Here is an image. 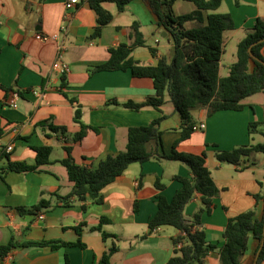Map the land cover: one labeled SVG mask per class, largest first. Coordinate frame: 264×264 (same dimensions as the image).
I'll list each match as a JSON object with an SVG mask.
<instances>
[{"label":"crops","instance_id":"crops-1","mask_svg":"<svg viewBox=\"0 0 264 264\" xmlns=\"http://www.w3.org/2000/svg\"><path fill=\"white\" fill-rule=\"evenodd\" d=\"M67 1L0 0V117L5 127V135L0 139V170L7 164V159L1 157L3 151L10 154L12 161L34 164L36 152L30 147L53 148L51 162L41 171H12L4 179L0 176V246L11 241L77 242L79 238L85 246L17 247L0 264H96L113 246L118 250L111 264H166L174 255L173 239L181 232L171 226L153 232L149 221L158 212L157 195L171 201L182 188L173 177L191 176L189 168L179 161L162 159L131 164L122 176L102 190L101 204L74 200L71 206L59 205L38 215H22L18 211L19 207L35 206L42 197L50 199V193L65 196L71 192L67 170L60 162L69 156L66 147L71 148L70 155L77 164L96 168L108 155H117L126 148L131 127L146 126L163 115L167 117L161 123L163 151L170 154L178 143L180 152L198 155L205 152L207 166L219 188L212 212H204L201 225L195 229H203L209 243L221 246L231 218L249 210L261 218L264 201L257 202L255 196L264 194V153H254L236 166L219 162L215 154L252 142H255L252 145L262 143L256 142L253 134L264 138V131L257 127L250 134L249 126L255 122L264 126V92L246 98L247 106L242 111H221L209 116L207 108L192 110L193 122H204L206 128L181 141L183 122L168 101V95L162 111L152 107L134 111L108 105L112 100L121 104L145 101L155 94L153 79L134 77L130 71H97L98 65L109 60L110 48L133 42L130 27L135 21L141 23L147 45L133 50L137 61L157 65L163 55L173 58L169 33L157 26L148 5L134 0L124 12H119L114 3H105L114 20L99 38L93 39L97 15L89 0H79L70 13L65 9ZM224 6L226 11L220 13H230L235 21V29L224 33V43L225 34L231 33L232 38L240 39L238 47L257 20L264 18V0H240L239 5L235 0H224L220 8ZM195 10L192 2L176 0L173 4L177 16ZM186 26L192 28L195 23ZM39 34L48 38L39 40ZM56 34L58 39L51 38ZM61 43L64 45L61 61L70 68L65 76L53 68ZM150 47L157 49V57ZM64 93L77 99L83 123L94 128L78 142L73 141L80 130L74 121L76 105ZM259 94L263 99L256 103L253 100ZM14 97L17 107L9 105ZM43 122L47 124L42 126ZM50 125L66 127L67 131L54 132ZM8 147L13 150L6 152ZM157 179L165 184L164 190L156 188ZM202 207L201 198L196 196L187 204L185 217L192 221ZM103 217L110 223L102 231L95 230ZM81 224L85 226L79 237L75 227ZM103 232L113 236L104 239ZM251 239L241 264H254L257 258V242ZM203 264H220L218 251L210 252Z\"/></svg>","mask_w":264,"mask_h":264},{"label":"trees","instance_id":"trees-1","mask_svg":"<svg viewBox=\"0 0 264 264\" xmlns=\"http://www.w3.org/2000/svg\"><path fill=\"white\" fill-rule=\"evenodd\" d=\"M134 0H89L90 7L97 15V25L91 38H99L103 29L114 20L113 13L105 7V3H114L119 12H124ZM156 18L159 28L169 33L174 46V56L165 55L158 59L157 65H145L133 57V50L145 47L146 41L141 32V23L135 21L130 29L133 37L131 44H120L109 49V60L97 66V71H130L134 77H147L154 81L155 94L145 101L137 103L128 101L121 104L112 100L108 105L123 106L124 108L139 111L152 107L162 111L167 103V95L183 122V136L181 141L187 140L194 132L192 110L207 108L211 116L221 111H242L247 106L244 100L248 97L264 92V18H259L245 38L238 44L236 62L230 67L229 74L220 76L221 61L224 53V33L235 29V21L230 13L218 12L224 0H184L192 2L196 10L189 14L175 15L173 4L176 0H142ZM240 4V0H235ZM194 22L195 26L188 28L187 23ZM153 56L158 51L150 47ZM251 50V52H250ZM72 103L77 104L76 98L64 93ZM167 117L163 115L154 119L146 126L131 127L128 130L126 148L117 155H108L96 168H87L75 162L70 155L71 148L66 147L69 156L61 160L67 170L69 181L72 184L71 192L65 196L57 192L50 193L51 198L42 199L33 207H19L22 214L38 215L43 210L59 205L71 206L74 200L86 203H103L102 190L122 176L128 167L134 163L143 164L150 160L168 159L179 161L186 165L191 173L189 177L176 175L174 180L182 184V188L169 201L164 195H157L158 212L150 219L151 231L158 227L171 226L180 230V234L173 239L174 255L166 264H203L210 252L218 251L220 264H241L242 258L249 250V241L252 237L257 242V258L254 264H264V215L256 217L254 210H249L231 218L224 230V243L221 246L209 243L201 225L204 212L211 213L214 199L219 195L211 171L207 166V154H192L180 152L175 144L173 151L166 154L163 151L161 123ZM74 121L80 130L74 135L73 141H81L93 127L82 121V110L76 105ZM47 122L41 123L45 125ZM260 123H250L249 132L254 133ZM54 132L65 134L66 127L53 126ZM5 135V127L0 117V139ZM36 152L34 164L26 161H12L10 154L1 153L7 159V164L0 170L4 179L7 172H37L51 162L53 148L49 145L30 147ZM254 153H264V141L256 145H245L228 151H217L215 156L219 162L239 165L244 158ZM262 184V183H261ZM159 191L164 190L165 184L157 179L155 183ZM196 196L201 198L203 207L189 221L185 217L187 204ZM257 202L264 201V194L255 196ZM53 199L55 200L53 202ZM86 208L85 206L83 207ZM139 204L136 203L135 210ZM110 223L106 217L101 218L95 230L102 231L105 224ZM83 226L75 227L79 237ZM113 235L103 232L104 239ZM66 246L85 245L81 239L77 242L51 241H11L8 245L0 246V260L10 255L17 247H50L58 249ZM116 246L108 249L96 264H111L113 255L117 252Z\"/></svg>","mask_w":264,"mask_h":264},{"label":"rangeland","instance_id":"rangeland-1","mask_svg":"<svg viewBox=\"0 0 264 264\" xmlns=\"http://www.w3.org/2000/svg\"><path fill=\"white\" fill-rule=\"evenodd\" d=\"M226 8H220L218 12H225ZM240 39L237 37L232 38L231 33L225 34V47H224V53L222 57V66L220 75L226 76L228 74L229 66H232L236 62V52H237V42H239ZM174 52V50H172ZM263 99L262 94H259L256 96V98L253 100L256 103H260ZM259 128L264 131V126L260 125ZM253 137L256 138V142H263L264 138L260 136V134L254 133ZM252 144H255V142H252ZM254 241V239H251Z\"/></svg>","mask_w":264,"mask_h":264},{"label":"built area","instance_id":"built-area-1","mask_svg":"<svg viewBox=\"0 0 264 264\" xmlns=\"http://www.w3.org/2000/svg\"><path fill=\"white\" fill-rule=\"evenodd\" d=\"M78 3H79V0H69V1H67L65 3V9H66L67 13H70L75 8V6ZM64 30H66V29H64ZM37 38L39 40H46L48 37L39 34V35H37ZM51 38L58 39L59 36L56 34V35H53ZM63 49H64V45H63V43H61V45L59 47V58L55 62V64L53 65L54 71L57 72L60 76H65L70 71L69 66L66 63H64L63 61H61V53H62ZM9 105L12 106V107H17L16 98L15 97L9 100ZM205 128H206V123H204V122L194 125V131H201V130H204ZM12 150H13L12 147H8L6 149V152H11ZM40 218H43V215H41ZM159 229H160V227L154 229L153 232H156Z\"/></svg>","mask_w":264,"mask_h":264},{"label":"water","instance_id":"water-1","mask_svg":"<svg viewBox=\"0 0 264 264\" xmlns=\"http://www.w3.org/2000/svg\"><path fill=\"white\" fill-rule=\"evenodd\" d=\"M164 34H166V33H164ZM250 52H251V50H250Z\"/></svg>","mask_w":264,"mask_h":264}]
</instances>
